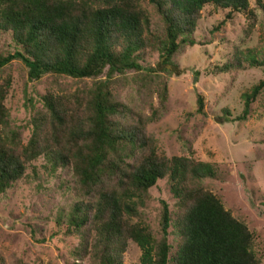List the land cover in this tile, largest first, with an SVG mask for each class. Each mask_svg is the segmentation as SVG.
I'll return each mask as SVG.
<instances>
[{
    "label": "trees",
    "instance_id": "obj_1",
    "mask_svg": "<svg viewBox=\"0 0 264 264\" xmlns=\"http://www.w3.org/2000/svg\"><path fill=\"white\" fill-rule=\"evenodd\" d=\"M207 5L227 10V18L233 12L254 15L248 0H0V32L15 44L12 53H0V70L20 60L29 81L44 75L90 81L47 89L37 96L39 106L25 94L31 112L21 126L11 122L5 106L12 77L0 74V198L22 179L37 181L40 158L48 174L69 169L74 199L58 210L55 225L57 234L77 238L70 264H123L130 242L141 251L139 264H264L245 221L203 184L221 178L215 165L191 155L168 157L147 134V124L165 108L166 84L149 116L115 99L111 87L117 74L125 83L127 72L138 82L159 77L145 63L147 54L173 65L180 48L195 45L193 33ZM255 8L264 21V2L255 0ZM243 62L255 67L264 60L240 58L211 73L239 69ZM261 92L264 78L243 94L237 119H246ZM203 106L198 95L199 113ZM161 179L174 202L171 210L160 200L155 232L142 208ZM0 264L13 263L0 251Z\"/></svg>",
    "mask_w": 264,
    "mask_h": 264
},
{
    "label": "rangeland",
    "instance_id": "obj_2",
    "mask_svg": "<svg viewBox=\"0 0 264 264\" xmlns=\"http://www.w3.org/2000/svg\"><path fill=\"white\" fill-rule=\"evenodd\" d=\"M264 2V0H262ZM253 17L207 5L193 33L195 45H184L172 58L173 65L164 63L157 53L146 56V64L160 74L149 82H138L127 72L124 82L117 74L111 84L115 99L125 102L145 115L159 106V96L166 86L167 99L157 121L146 126L147 134L157 138L158 150L168 157L191 155L215 165L221 178H206L203 184L222 202L232 215L245 221L255 235L256 251L264 263V93L250 103L246 119L241 117L245 92L264 78V63L239 69L211 73L214 66L240 58L264 60V21L255 0H248ZM155 22L158 19L153 14ZM249 25L251 28L249 29ZM15 44L9 33L0 32V53H12ZM172 74L162 72V68ZM2 77H12L5 106L11 122L26 126L30 107L24 105L25 94L36 102L47 89H73L89 86L88 79L44 75L29 81L27 68L20 60H12L0 70ZM122 77V76H121ZM123 77V78H124ZM142 84V85H141ZM204 99L202 113L197 111V96ZM24 139L27 131H23ZM43 159L35 162L39 179H22L0 198V251L9 263L70 264L71 249L77 238L57 234L55 217L60 208L74 199L69 169L48 174ZM29 171V170H28ZM160 200L173 209V197L165 179L158 180L149 190L142 208L145 220L157 232ZM170 242L174 240L168 237ZM140 249L133 243L123 256V264H139ZM86 263V261H85Z\"/></svg>",
    "mask_w": 264,
    "mask_h": 264
}]
</instances>
